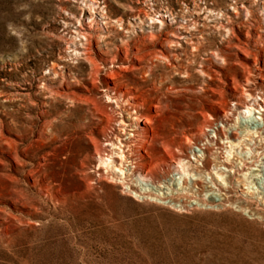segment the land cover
<instances>
[{
    "label": "rangeland",
    "instance_id": "374dc122",
    "mask_svg": "<svg viewBox=\"0 0 264 264\" xmlns=\"http://www.w3.org/2000/svg\"><path fill=\"white\" fill-rule=\"evenodd\" d=\"M260 7L251 0H0V264H264V170L238 174L220 162L231 170H221L227 188H205L216 182L214 157L232 146L226 137L237 143L243 128H262ZM75 29L88 41L75 39L82 46L73 58ZM87 52L101 67L95 79ZM252 98L262 107L240 116L235 103ZM92 100L123 116L137 110L124 118H140L135 129L121 136L123 144L147 137L143 151L130 146L136 150L124 163L129 195L98 177L105 173L92 140L110 148L104 135L113 138L120 125L106 129ZM246 142L264 150L257 137ZM178 158L203 169L197 188L182 177ZM256 161L262 168L264 155ZM243 172L255 175L244 180ZM178 177L189 190L181 195ZM159 185L174 189L176 200L155 198ZM196 191L211 195V204L190 196Z\"/></svg>",
    "mask_w": 264,
    "mask_h": 264
},
{
    "label": "bare ground",
    "instance_id": "6f19581e",
    "mask_svg": "<svg viewBox=\"0 0 264 264\" xmlns=\"http://www.w3.org/2000/svg\"><path fill=\"white\" fill-rule=\"evenodd\" d=\"M252 3H254L255 5L257 4H260L261 7L259 9L260 12H261V15L264 16V0H251ZM88 7V6H86ZM91 8V6H90ZM89 8V9H90ZM230 9H232L233 11L236 12V7H230ZM152 13V11H151ZM159 14V12L157 13ZM245 14L247 16H250V11L249 9H245ZM144 15L147 17L148 20H151V21H154V18L153 17H150L149 13L146 11H144ZM264 20V18H263ZM161 24H163L161 22ZM195 24V23H194ZM222 26V25H220ZM222 29H225L226 30V36H230V35H233V32L231 30V28H226L225 26H222L221 27ZM75 32V35L72 36L71 40H70V44H72V46L74 48L71 49L70 52H73L72 55H73V58H75L77 55H79V51H78V48H80L82 46V43L78 42L76 43L75 42V39L77 37H83L85 41H88V38L86 36V33L80 31V29H75L74 30ZM230 34V35H228ZM101 38V35L97 36V39H100ZM153 38V35L152 33L148 34L147 35V39L151 40ZM198 38V37H197ZM227 38V37H226ZM191 41V39H190ZM192 42V41H191ZM125 42H123V48L126 50L125 48ZM79 46V47H78ZM192 51L193 50H197V46L195 45H191L190 46ZM67 49H70L71 47H66ZM85 48V47H84ZM244 48H242L241 46H239V50L242 52H244L246 55H250L249 53H247L245 50H243ZM85 50H88V48L86 47ZM85 56H84V60L88 63L89 67H90V77L95 79L99 73H100V69L101 67H99L94 59L87 55V53H84ZM214 59L215 58H219L221 63L224 64L225 63V59L224 57H222L219 53L215 52L214 55H213ZM163 59H167V57H164L162 55ZM73 60V59H72ZM255 62V58L253 60ZM52 72H54V69L51 68ZM203 76H207L209 77V75L207 74V72L203 69H201L199 71ZM186 73V72H185ZM117 75V72L116 71H110L108 73V76L107 78L108 79H111L112 80V77L113 76H116ZM109 88H113V87H109ZM114 91V90H113ZM246 97H251L250 95L246 94L245 95ZM113 98L109 95H106V100H112ZM251 100L252 103L248 102H243L244 104H240V103H235V104H238V105H241L243 107V111H239L238 114L241 116H247L249 117L251 114H253V116H255V106H252V105H256L258 108H261L262 106H260L254 98H252ZM110 102V101H109ZM263 102V101H262ZM104 106L102 107L100 104H98L96 101L92 100L91 101V105H92V111L95 113V114H98L99 116H101L102 118H100L101 120H103L105 123H106V129L109 128V125L110 123H118L120 126L117 128L118 132L117 133H112L113 134V138L107 136V134H105V138H107V141L106 142V146H110V148H107L105 147L101 142L99 141H96V140H92V145H93V150L96 154V156L99 158V161L97 162V166L99 167V170H102L104 171L105 174L102 173H99L98 177L102 178V177H106L108 179H110L112 182H115L117 184H119L120 187L124 188V191L126 190L125 194L129 195V193H132V186L130 185V182H129V178H128V174L125 172V164L126 162L129 163L130 165V161L127 160L130 156V154L132 152H134L136 149L135 148H130V146H134V147H141V150L143 151L144 150V144H146L147 142V137L145 136L146 134L144 135H140L139 138H135L134 140H128L129 142L126 143V144H123V139L121 138V136H124L126 134V127H132L131 129H135L136 127V121H138L140 118L136 117V116H133V118L130 119V123H127L124 118H130L129 115L130 113L132 114H137V110L136 109H131L128 113H126L125 116L121 115V113L119 111H116L115 109H113L112 107L109 108V105H106V103H103ZM116 107L119 108L118 106V103L116 102ZM110 110V111H108ZM121 111V110H120ZM255 112V113H253ZM93 113V114H94ZM116 115H118V117H116ZM262 120H263V124H262V128H258V125L254 124L253 122V125L250 126H247L245 128H243V132L241 133V135L239 137H236V142L237 143H231V142H228V138L226 137V140H227V144L230 143L232 146H234V148L236 149V152L235 153H238V156L240 157H236L233 155L234 152H233V147L230 146L228 148V150H223L222 148V153L219 154V156H215L214 157V161L216 162L218 159L220 160L219 162H216L214 165V169H218V170H215L213 172H211L213 175H214V179L216 180L213 181L210 179L209 183L210 185H207V183L205 185H207L205 188L207 189V191H210V188H217V182L220 184H218L219 187H225L227 188V185L228 183L226 182V179L225 178V174L221 171V170H225V169H222L223 165L220 164V162H224L225 164H227L229 167H236V170L233 171V172H241L245 169L250 170V171H263L264 170V165L262 166L261 168V165L260 163H262L261 161H256L259 159V157H263L264 154L263 153V149L261 147H254L256 150H253L252 151V145L250 146L249 144L250 143H247L246 141H250V142H253V145L255 144V140H256V137L259 138V141H264V117L261 116L260 117ZM132 120H134L135 122H131ZM144 123H148L149 120L147 119H143ZM128 135V134H127ZM133 136V134H131ZM103 136V137H104ZM129 138V137H128ZM128 144V145H127ZM130 144V145H129ZM264 144V143H263ZM169 155H170V152L165 149ZM205 150H208V146L204 145L201 147V155L198 156L199 157V160H196L195 162L199 163V162H202L204 159H205ZM172 155V154H171ZM105 156V157H104ZM106 158V159H105ZM170 158V157H169ZM248 160H250V163H252V166H255L253 165V163H259V165L257 167H259L258 169H252V167L250 166H247V163L246 162ZM184 160L185 158H182V159H179L174 161L173 159V162L177 165H179L181 168H182V177H186L187 179V176L188 178L190 179V181H192V186L193 187H196L197 188V185H200V182L201 184L203 183L201 181V179L203 178L204 176V171L203 169H200L198 166L196 167H193V165L188 162L187 164L189 165H186L184 163ZM237 161H240L239 163L236 164ZM239 165H240V168H239ZM178 168V167H177ZM189 168L191 170H193L195 173H193V171L189 170ZM227 171V170H225ZM98 172V171H97ZM227 172H231L230 171H227ZM96 173V172H95ZM239 174V173H238ZM106 175V176H104ZM209 175V174H208ZM244 180L248 179V177H251L252 175H255V174H252L250 176V173H247V172H243L240 174ZM178 179V190L180 189V195L181 193H183L185 190H188L186 189V185L187 183L186 180H182L181 181V185L179 183L180 181V177L177 178ZM241 182V181H240ZM244 182V181H243ZM186 185H185V184ZM161 186L162 190H155L156 192V197L155 198H158V199H161L159 197H157V194L160 195L161 197H163L162 199H166L167 196H169L168 198L170 199H175L174 195H173V191L174 189H171V188H166L164 187V185H159ZM219 190V189H217ZM167 191H169V193H167ZM189 191V190H188ZM174 194H177V193H174ZM134 195H136V192H134ZM224 195V194H223ZM191 197H193L194 199L198 200V202H202V203H209L211 204L210 200L209 199H214L211 195H207L208 197L204 198V196L206 195H202L203 198H198L197 196H200L197 191L196 192H193L192 194H190ZM139 197V195L137 196ZM226 197V195H225ZM176 200V199H175ZM218 200V199H217ZM219 200H224V199H219ZM193 204V203H192ZM195 204V203H194ZM185 205L186 204H179L178 207H179V210L180 209H185ZM196 205V204H195Z\"/></svg>",
    "mask_w": 264,
    "mask_h": 264
}]
</instances>
